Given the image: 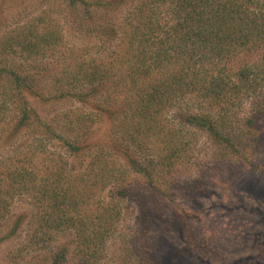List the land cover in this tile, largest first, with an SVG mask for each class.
Returning <instances> with one entry per match:
<instances>
[{"label":"rangeland","instance_id":"obj_1","mask_svg":"<svg viewBox=\"0 0 264 264\" xmlns=\"http://www.w3.org/2000/svg\"><path fill=\"white\" fill-rule=\"evenodd\" d=\"M130 8L127 4L107 15L97 12L96 24L118 33L106 40L102 30L98 34L92 29L93 23L81 21L78 7L64 0H0V264H52L61 249H65L61 264L77 263L76 229L45 226L40 211L46 204L40 200L38 185L15 184L16 170L27 174L35 166L46 173L61 170L70 188L82 181L92 183L98 168L122 178L128 187L125 199L114 200L120 217L100 247L96 264H121L142 243L148 246L151 264H264V117L253 128L255 140L250 141L247 134H238L235 120L250 111L249 102L243 100L228 112L223 126L228 131L236 128V142L256 170L228 156L206 133L188 127L184 134L190 150L183 163L156 169L151 183L118 156L115 145H126L141 159L156 156L161 148L151 133L144 137V146L138 136L133 141L123 93L113 94V89L121 90L112 81H118L115 75L123 69L113 48L119 44ZM43 32L54 36L51 44L31 49ZM255 60L260 64L259 58ZM95 66L104 69L106 85L89 104H81L71 94L87 87L80 79ZM10 71L25 77L37 93L24 94L25 99L36 109L38 120L52 126L54 136L41 134L40 127L10 136L19 117V96ZM261 77H256L257 91L264 92ZM115 98L121 108L116 118L94 109ZM126 109L127 119L121 113ZM83 140L84 149L75 155L64 144ZM32 151L44 160H35ZM112 186L107 183L96 194L91 190L93 196L84 202L76 198L77 212L92 218L100 207L98 200L111 197ZM19 215L25 216L20 228L7 237Z\"/></svg>","mask_w":264,"mask_h":264},{"label":"trees","instance_id":"obj_2","mask_svg":"<svg viewBox=\"0 0 264 264\" xmlns=\"http://www.w3.org/2000/svg\"><path fill=\"white\" fill-rule=\"evenodd\" d=\"M64 1L70 7H78L81 21L93 23L92 29L98 30V34L102 30L106 40L118 33L113 27L96 24L97 12L107 15L115 8L131 5L120 28L119 44L113 48L116 57L122 60L123 69L115 75L118 81H112L111 85L115 89L121 87L120 92L113 89V94L123 93L124 106L131 114L133 141L138 136L141 139L139 145L144 146V137L151 133L160 141L161 148L156 156L141 159L126 145H115L118 156L129 169L151 183L156 169L183 163L190 150L185 127L206 133L228 156L247 162L236 139L242 132L248 135V141L255 140L253 128L264 117V92L257 91L259 82L256 80L258 74H262L261 81L264 80V0ZM53 39L52 34L43 32L29 47L50 45ZM101 48L108 49L105 45ZM8 75L19 96V117L10 136L38 127L41 134L54 136L56 132L52 126L39 121L36 109L25 99L24 94L37 96L27 79L15 71ZM80 82L88 83L87 87L70 94L79 103L89 104L90 99L106 85L104 69L95 66L83 74ZM243 100L249 102L251 108L239 120L235 119L239 121L236 134V128L226 130L223 121L229 120L228 112L243 104ZM94 109L109 119L116 118L121 111L116 98L105 106L96 105ZM124 111L121 113L127 119L128 109ZM84 143V140L64 141L73 155L81 153ZM32 152L35 160H44ZM247 164L256 170L253 163ZM16 171L13 178L19 187L38 185L40 200L46 204L40 211L45 226L56 230L62 227L76 229L77 244L80 245L76 264H96L100 247L112 236L120 217L114 200L118 197L123 200L128 193L123 179L113 178L110 172L98 168L92 176V183L82 181L78 187L70 188L63 180L65 173L58 169L46 173L35 166L27 174L24 169ZM107 183L113 185L111 197L98 200L97 213L92 218L79 214L76 198L84 202L93 196L91 190L96 194L105 190ZM24 217H17L7 237L15 234ZM142 217L148 224L147 214L143 213ZM64 252L65 249H61V255L56 254L52 264H61L65 260ZM149 254L148 246L142 243L139 249L131 250L121 264H129L132 259L138 260L135 264H151Z\"/></svg>","mask_w":264,"mask_h":264}]
</instances>
